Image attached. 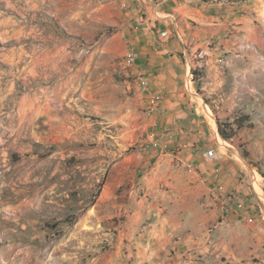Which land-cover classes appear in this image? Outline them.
<instances>
[{"label":"rangeland","instance_id":"obj_1","mask_svg":"<svg viewBox=\"0 0 264 264\" xmlns=\"http://www.w3.org/2000/svg\"><path fill=\"white\" fill-rule=\"evenodd\" d=\"M171 41L165 108L139 72ZM177 127L200 131L185 158L238 166L264 264V0H0V264H137L131 193L172 170L179 147L154 143Z\"/></svg>","mask_w":264,"mask_h":264},{"label":"crops","instance_id":"obj_2","mask_svg":"<svg viewBox=\"0 0 264 264\" xmlns=\"http://www.w3.org/2000/svg\"><path fill=\"white\" fill-rule=\"evenodd\" d=\"M174 43L171 41L160 50L148 46L151 52L147 50L148 57L140 64L139 73L149 78L155 91L164 93L165 108L177 102L174 92L184 95V65L179 61L178 48H172ZM183 102L181 98L180 106ZM169 113L165 111L168 117ZM192 130L177 127L175 132L162 133L164 138L156 141L155 147L163 143L179 147L172 170L168 167L160 176L159 169L167 161L159 162L143 176L151 196L138 198L131 193L132 214L128 220L142 232L137 240H144L137 246L136 254L142 256L137 258V264H145L146 260L151 264H253L252 257L244 260V255L250 246L253 249L254 240L258 241L260 235L253 220L255 214L248 210L241 194L244 177L238 175L241 181L238 180L237 165L232 166L234 169L231 165L221 166L219 170L216 159L207 160L204 153L185 158L187 151L199 148L194 147V142L200 131ZM230 187L237 189L239 195H229ZM133 233L131 237H135Z\"/></svg>","mask_w":264,"mask_h":264},{"label":"built area","instance_id":"obj_3","mask_svg":"<svg viewBox=\"0 0 264 264\" xmlns=\"http://www.w3.org/2000/svg\"><path fill=\"white\" fill-rule=\"evenodd\" d=\"M162 35L165 36V35H166V32H163ZM137 56H138L137 52L134 51L133 49H131V50L129 51V60H130V64H134V63L136 62V60H137ZM139 76H143V75L140 74ZM146 84H147V80H146V78L144 77V86H145ZM204 156L206 157L207 160H214V159H216L215 150L212 149V148L207 149V150L204 152ZM223 214H224L225 216L228 215V210H227L226 208L223 210Z\"/></svg>","mask_w":264,"mask_h":264},{"label":"trees","instance_id":"obj_4","mask_svg":"<svg viewBox=\"0 0 264 264\" xmlns=\"http://www.w3.org/2000/svg\"><path fill=\"white\" fill-rule=\"evenodd\" d=\"M192 74H193L194 76H197V74H196L195 72H192ZM219 133H220V135H221L223 138L229 139V135H228L227 133H225L224 131H220Z\"/></svg>","mask_w":264,"mask_h":264},{"label":"bare ground","instance_id":"obj_5","mask_svg":"<svg viewBox=\"0 0 264 264\" xmlns=\"http://www.w3.org/2000/svg\"><path fill=\"white\" fill-rule=\"evenodd\" d=\"M127 57H128V60H129V53L127 54ZM125 59H126V57H125ZM207 110V109H206ZM209 114V113H208Z\"/></svg>","mask_w":264,"mask_h":264}]
</instances>
